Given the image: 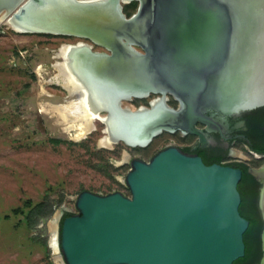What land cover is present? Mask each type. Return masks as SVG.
<instances>
[{
	"label": "water",
	"instance_id": "obj_1",
	"mask_svg": "<svg viewBox=\"0 0 264 264\" xmlns=\"http://www.w3.org/2000/svg\"><path fill=\"white\" fill-rule=\"evenodd\" d=\"M21 1L0 0V23L105 49L92 51L88 43L79 55L90 61L79 65L101 94L112 86L138 93L135 98L170 94L177 102L176 108L164 102L144 121L123 118V129L142 128L147 135L143 143L118 129V140L128 146H147L161 130L199 135L197 121L214 123L208 112L238 115L264 106L231 109L262 92L264 0ZM132 2L136 10L127 16L123 7ZM129 162V195L84 190L77 213L61 221L56 242L65 264H233L244 257L249 220L239 210L241 169L207 165L172 144L148 161ZM262 169L249 174L260 182L256 172Z\"/></svg>",
	"mask_w": 264,
	"mask_h": 264
},
{
	"label": "rangeland",
	"instance_id": "obj_2",
	"mask_svg": "<svg viewBox=\"0 0 264 264\" xmlns=\"http://www.w3.org/2000/svg\"><path fill=\"white\" fill-rule=\"evenodd\" d=\"M123 10L130 14L133 7L124 5ZM79 40L92 44L95 51H105L82 38L22 33L0 25V264H65L60 250L57 261L50 247V223L57 214L56 235L64 213H77L75 201L80 192L129 195L124 180L130 159L122 161L124 151L131 159L148 161L168 145L190 143L177 131L155 137L145 148L129 149L123 144L102 148L99 123L94 132L75 140L56 117L42 111L43 105L65 100L61 87L46 82L54 74L52 64L61 45ZM142 102L136 99L131 106ZM169 105L175 107L177 102L170 97ZM239 148L246 157L243 161L253 167L264 164ZM27 200L52 203V215L30 228L24 215L12 213Z\"/></svg>",
	"mask_w": 264,
	"mask_h": 264
},
{
	"label": "bare ground",
	"instance_id": "obj_3",
	"mask_svg": "<svg viewBox=\"0 0 264 264\" xmlns=\"http://www.w3.org/2000/svg\"><path fill=\"white\" fill-rule=\"evenodd\" d=\"M78 1L83 2V0ZM23 3H26V1H21V4ZM0 20H2V18ZM0 25H6L8 28L13 29L14 31L22 30L19 25L15 24V22L12 23L11 21L0 23ZM262 44H264V39ZM85 47L90 48V45L84 41L79 40L74 44H62L58 49L57 53L54 56L55 61L52 64L54 74L46 83L55 84L61 87L66 92V97L62 103L43 105L42 111L44 110L51 116L56 117L58 123L62 125V129L66 133L72 134L75 140L84 139L90 133L94 132L97 129V123H99L103 127V134L98 141L100 147L112 149L117 144H123L126 148L129 149L147 147L148 145L146 146L144 144L132 147L126 145L123 140H118V137L122 136L120 135L118 129H123V118H127L126 116H136V118L139 117L144 121L149 116L151 117L154 115H158V110L161 109L159 107H161L164 102L166 105H168L169 99L172 96L170 94H166V96L152 94L150 96H146L144 94H139L138 97L135 98L134 95H137L138 93H133L126 88H123L126 92L119 93V91L116 92L115 90H113L111 88L112 86L109 87L110 89L106 92V94H101L96 84H93V82L90 80V77L89 75H87L84 68L79 65V61H84L83 63H86L87 65L90 62L87 60L86 56L82 59L79 57V55H81L82 57V51ZM92 51L95 50L92 48ZM44 93L45 92L42 90V94ZM126 93H128V96L122 98L121 101L116 100V98L118 97L117 95ZM130 95L131 99L126 98ZM136 99L151 100L152 111H145L146 108H144L143 105H137L133 108V106H131V102ZM116 101L120 103L121 111L119 110V108H117ZM261 103H264V82L262 83V92L259 98L252 97L250 100L243 99V101L238 103L237 105L231 106V109L235 110L239 107L246 108ZM165 108L170 110L168 106H166ZM121 122L123 123L121 124ZM122 131L127 136L132 135V138H137L140 142L144 143L146 140L145 136L147 135L144 134L145 136L142 137V128L133 129V127H126V129H123ZM176 132L177 131L173 130H171V132H165V130H161L158 131L157 136L163 133L174 134ZM182 134L185 135L184 132H182ZM233 155L236 157H241L243 159L245 158V155H243L239 151L233 152ZM128 159H130V157L127 154V151H124L122 153V161L125 162ZM256 175L262 185L259 206L261 208V214L263 216L264 231V169L257 171ZM58 218L59 214L56 215L55 221L50 223V227L53 233L50 241V247L53 250L55 259L57 261L60 260V257L58 256L59 248L56 242L55 234ZM262 243V264H264V235Z\"/></svg>",
	"mask_w": 264,
	"mask_h": 264
},
{
	"label": "flooded vegetation",
	"instance_id": "obj_4",
	"mask_svg": "<svg viewBox=\"0 0 264 264\" xmlns=\"http://www.w3.org/2000/svg\"><path fill=\"white\" fill-rule=\"evenodd\" d=\"M141 101L144 102H142L140 105L148 106V102L150 100L144 99ZM176 107L177 105L174 108ZM206 116L212 117L214 123L207 125L197 121L195 123V128L199 131V135L190 133H185V135H183L182 132L179 131L181 132L183 138L188 139L190 142L187 146L179 147L181 150L188 154L201 157L203 162L207 165L220 164L239 168L241 170L242 168L246 167L248 174L249 169H260L264 166V164H262L259 167H253L250 163L243 161L246 159V157L243 159L233 155V152L235 151H239L245 155L244 152L239 148V145H241V147H243L245 151L255 159L264 161V152L261 150L264 145V106L240 113L238 115L226 116L221 112L213 111L206 113ZM249 175L256 182V187L254 190L256 192V211L262 220L259 206L262 185L261 182H258L251 174ZM250 185L251 184L248 181V183H246L244 186V189L248 193L252 192ZM262 230L263 224L260 232V257L258 262L254 264H259L262 257Z\"/></svg>",
	"mask_w": 264,
	"mask_h": 264
},
{
	"label": "trees",
	"instance_id": "obj_5",
	"mask_svg": "<svg viewBox=\"0 0 264 264\" xmlns=\"http://www.w3.org/2000/svg\"><path fill=\"white\" fill-rule=\"evenodd\" d=\"M133 7V10L130 14L125 13L127 16H130L135 12L137 3L132 2L128 4ZM264 140V136H263ZM262 152H264V145L262 147ZM247 168H242L243 178L238 185V190L241 194V205H240V213L243 217L249 220V227L244 233V242H245V255L243 258L238 259L233 264H254L257 263L260 257V232L262 229V220L260 215L256 211V203L255 197L256 192V182L252 179V177L247 173ZM250 182V186L252 188V192L248 193L244 186L246 183ZM128 195V194H127ZM54 207L52 203L48 201H42L37 204H33L30 200L24 202L22 207H17L12 210V213L18 215L22 214L25 216V221L29 225L30 228H35L36 225L40 221H45L48 219L53 213ZM72 213L66 212L63 215V219L71 216ZM9 217V216H6ZM62 219V220H63Z\"/></svg>",
	"mask_w": 264,
	"mask_h": 264
}]
</instances>
